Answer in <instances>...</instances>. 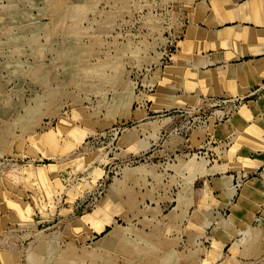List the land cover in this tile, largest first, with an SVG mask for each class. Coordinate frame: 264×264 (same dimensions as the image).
Here are the masks:
<instances>
[{
    "label": "rangeland",
    "instance_id": "obj_1",
    "mask_svg": "<svg viewBox=\"0 0 264 264\" xmlns=\"http://www.w3.org/2000/svg\"><path fill=\"white\" fill-rule=\"evenodd\" d=\"M237 1L0 0V264H264L258 89L183 44Z\"/></svg>",
    "mask_w": 264,
    "mask_h": 264
},
{
    "label": "crops",
    "instance_id": "obj_2",
    "mask_svg": "<svg viewBox=\"0 0 264 264\" xmlns=\"http://www.w3.org/2000/svg\"><path fill=\"white\" fill-rule=\"evenodd\" d=\"M225 8L222 25L213 21L212 11L191 17L183 42L186 54L199 55L194 64L201 75L213 70L214 83L221 87L229 83L241 94L258 89L260 96L249 104L253 113L264 115V0H238L232 8L227 2Z\"/></svg>",
    "mask_w": 264,
    "mask_h": 264
}]
</instances>
